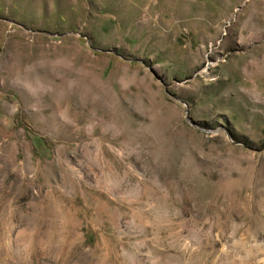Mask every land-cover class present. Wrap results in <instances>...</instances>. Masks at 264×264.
<instances>
[{"label": "rangeland", "instance_id": "rangeland-1", "mask_svg": "<svg viewBox=\"0 0 264 264\" xmlns=\"http://www.w3.org/2000/svg\"><path fill=\"white\" fill-rule=\"evenodd\" d=\"M0 264H264V0H0Z\"/></svg>", "mask_w": 264, "mask_h": 264}, {"label": "water", "instance_id": "water-1", "mask_svg": "<svg viewBox=\"0 0 264 264\" xmlns=\"http://www.w3.org/2000/svg\"><path fill=\"white\" fill-rule=\"evenodd\" d=\"M203 132H206V133H216V131H213V132H209V131H204L202 130Z\"/></svg>", "mask_w": 264, "mask_h": 264}]
</instances>
